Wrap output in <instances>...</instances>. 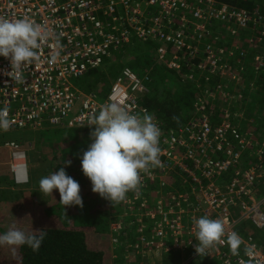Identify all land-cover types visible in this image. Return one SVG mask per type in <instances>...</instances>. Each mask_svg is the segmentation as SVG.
I'll list each match as a JSON object with an SVG mask.
<instances>
[{"label":"built area","instance_id":"1","mask_svg":"<svg viewBox=\"0 0 264 264\" xmlns=\"http://www.w3.org/2000/svg\"><path fill=\"white\" fill-rule=\"evenodd\" d=\"M152 7L157 8L156 13L149 10ZM0 19H29L52 34L39 50V62L23 70L22 82L7 75L10 62L0 57V107L8 109L10 121L9 129L0 133L24 128L34 131L44 123L56 128L92 127L91 119L107 103L141 117L149 115L140 105L148 94L149 78H138L128 68L121 70L104 97L84 93L72 83L102 68L103 60L134 36L141 43L157 44L156 55L168 70L179 71L186 56L195 59L198 75L185 78L196 83L202 77H224L233 66L243 68L241 61L246 55L241 45L223 52L205 43L215 25L237 35L254 27L252 31L259 32L255 44L259 48L264 45V18L257 10L216 0H0ZM57 37L59 49L54 47ZM170 49L173 56L165 60ZM55 51L59 57L52 62ZM225 53L226 61L221 57ZM256 61L257 69H264V60ZM220 87L201 91L193 102L192 118L176 134H164L153 120L161 132V165L141 173L138 188L121 202L120 220L110 227L112 252L118 245L115 235L124 231L123 220L133 229V242L121 257L124 264H146L151 257L161 261L163 256H170L172 264L213 257L219 264H264V138L259 141L245 131L243 115L231 122L227 109L220 111V122H213L207 111L232 99L227 88ZM4 146L14 183L27 184L25 151L15 142ZM244 150L249 152L243 158ZM174 175L180 177L178 182L173 181ZM155 186L166 197L149 199ZM202 216L224 222L225 241L232 232L239 234L243 241L239 256L231 254L226 242L196 254L193 225ZM248 249L251 255L246 254ZM118 259L113 252L111 260Z\"/></svg>","mask_w":264,"mask_h":264},{"label":"trees","instance_id":"2","mask_svg":"<svg viewBox=\"0 0 264 264\" xmlns=\"http://www.w3.org/2000/svg\"><path fill=\"white\" fill-rule=\"evenodd\" d=\"M216 2L246 9L251 12L257 10V13L264 18V0H216ZM253 28L254 27L248 26L241 31L245 33L244 35H238L241 42L240 48L245 52L246 56L241 61L243 68H239L235 71L231 69L230 73L242 77V84H244L245 89L241 88L240 90L241 98L237 104L239 110L232 112L229 116V120L234 122L233 115H236L237 119V113L239 112L241 116L244 111L243 116L249 118L253 117L259 132L264 137V70L257 69V61L254 60L257 55L264 60V45L261 48H253L259 34L258 31H252ZM223 29L224 32H222ZM225 29V26H216L214 32L207 37L205 43H209L213 47L223 50V52L233 51L234 45L239 44L236 42L231 43L230 40L224 39V34L227 30ZM231 35L233 34L231 33ZM213 38L217 39L214 41ZM250 42H252L251 45H249ZM126 46L125 48H130L135 51L134 58L130 59L128 55L122 53H113L111 58H105L103 60L102 68L88 72L84 76L86 86H83V88L79 86L80 88H78L84 93L96 92L98 97H104V95L108 93L113 80L121 70L125 68L133 70L140 77L147 76L149 78V82L147 83L149 90L148 94L143 95L140 105L147 109L149 115L158 123L162 132L167 135L176 134L182 127L186 126V123L192 118V103L201 95L200 93L204 89V85L215 87V85L221 84L224 86L232 80L231 78L212 77L205 81L206 79L202 77L199 84H193L189 82L185 76L188 74H193L194 76L198 75L195 59H190L189 56H186L185 59L181 60L179 63V71H172L168 70L165 64L157 62V44L149 42L139 44L132 41ZM171 49L165 57V60L172 58ZM182 52L184 53L185 51H181L180 54ZM249 81L254 82V87L252 89L247 86ZM229 94L232 95V92H229ZM244 107H246L247 112L243 110ZM253 111H256V116L250 115ZM207 115L210 116L214 123L221 121L222 113L219 111H207ZM67 130H70L72 135H66L63 138H59V140H66L69 149L61 155L59 153L53 154L54 158L50 161V173H46L45 175L48 176L64 167L66 174L79 183L80 189H87V196H80L82 197L83 203L88 205L90 197L92 198L95 193L91 191V185L87 184L88 179L81 173L80 158L83 152L86 151L92 143L91 132L93 129L91 127H80ZM259 139L263 138L259 137ZM54 165H58L59 169L58 166L57 169H55ZM179 178L178 175H174L173 181L178 182ZM3 181H5V179ZM3 181L2 183L4 184ZM174 185L168 187L167 191H171ZM55 195L56 198L48 202L46 206L40 207L38 204H34L33 201L30 200V197L25 196L24 193H21L22 197L19 198L17 195H11L9 192H3L2 190V200H9L10 202L7 201L8 204L16 203L19 211L35 208L41 211V214H43L45 210L48 215L46 216L43 214L47 218L41 229H45L46 236L39 250L33 251L27 246L15 248L18 253L14 264H124L121 261V257L124 256L126 247L130 246L133 242L130 241V239H132L134 235L133 229L127 227L128 224L124 220V231L121 230L115 235L118 240V245L116 248H113L114 255L119 257V259L114 261L110 259V227L112 222L120 220L121 202L111 205L109 201H106L105 207L108 208L106 211L91 215L93 224L89 225V232L80 231L79 228L67 226H63V228L59 229H51V221H58L57 212L58 206L60 205L58 192ZM164 197H166L165 192L159 190L158 186H155L152 191L150 190L149 199L158 200ZM96 198H98V196ZM18 200L23 202H18ZM72 207H69V214L71 220L74 221L75 219L72 214L79 213L80 210L73 211ZM5 209L6 208H4V210ZM5 211L0 213V219L4 216ZM107 231H109L110 234L109 242L106 243V250L105 248L102 250L101 246L105 242L104 238L107 235ZM88 236H91L94 241H96L95 248L91 246ZM10 259L11 258H8V260ZM12 260L7 262L0 260V264H12ZM161 263L172 264V259L170 256H163ZM197 264H217V262L204 259L201 262H197Z\"/></svg>","mask_w":264,"mask_h":264},{"label":"clouds","instance_id":"3","mask_svg":"<svg viewBox=\"0 0 264 264\" xmlns=\"http://www.w3.org/2000/svg\"><path fill=\"white\" fill-rule=\"evenodd\" d=\"M51 37L48 30L29 19H0V57L9 60L11 68L7 75L22 82L23 70L39 62V50ZM54 47H60L58 37ZM58 57L59 51H55L51 61L56 62ZM90 123L93 129L92 143L80 158L81 171L90 181L93 193L111 205L118 204L129 191L138 188L141 173H148L150 169L161 165L160 129L150 115L141 117L129 113L116 103L102 106ZM9 127L8 109L0 107V131H7ZM39 189L45 195L53 196L54 192H58L59 202L65 208L83 207L80 185L66 174L64 167L42 177ZM193 227L197 241L195 252L198 256L214 248L218 242H226L233 256L240 255L242 238L232 232L225 241L223 221L202 216L195 220ZM34 233L26 234L18 228H10L0 233V246L13 249L27 246L37 251L45 239L46 231L39 229L34 230ZM246 254L251 255V249L246 250Z\"/></svg>","mask_w":264,"mask_h":264},{"label":"rangeland","instance_id":"4","mask_svg":"<svg viewBox=\"0 0 264 264\" xmlns=\"http://www.w3.org/2000/svg\"><path fill=\"white\" fill-rule=\"evenodd\" d=\"M149 10L153 11L154 13L157 12L156 7H152ZM216 26H219V25H215L212 28V30H211L212 33L214 32V29L216 28ZM222 32H224V29L222 30ZM238 37L239 36L237 34L231 35V31H227V30H226V33L224 34V39L230 40L231 43L236 42L237 44L241 45L240 39ZM132 41L134 43L137 42L139 44H142L139 40H137V38L135 36H134V39L131 40V42ZM125 47H127V46H125ZM125 47L122 49H119L117 52H114V54L115 53L116 54L122 53L124 55H128L130 59L134 58L135 57V51L130 49V48H125ZM261 47H263V46H261ZM253 48L254 49L259 48L258 44H255V47L253 45ZM221 57L223 58V60H225V61L227 60V54L226 55L223 54V55H221ZM139 58H141V57H139ZM254 60L255 61L256 60L263 61L262 57H260L258 55L254 58ZM157 62L161 63L160 59H157ZM236 63H239V62L235 61V64ZM232 70L233 71L237 70L236 66H233ZM261 70H264V69H261ZM131 71L138 78H142L137 73H135L133 70H131ZM216 77H218V78H231L232 79V80H230L229 83H227L224 86H222L221 84H218V86H221L220 88H224V87L227 88L226 93L230 97H232V99L230 101H227L226 99H224L221 102H219L220 107L218 109L214 110L213 112H215L217 110L220 112L222 110L227 109L228 115H231L232 112L239 110L237 104L240 101L241 94H240V92L237 93V90H241V88H244V84H242L243 83L242 77L235 75L233 73H230V72L227 75H225L224 77H221V76H216ZM205 81H207V79ZM72 83L76 87L81 86L83 88V86H86L85 77L74 80ZM194 83L198 84L196 82H194ZM250 84H252L251 87L249 86ZM248 86L250 87V89H252L254 87L253 82L249 83ZM206 87L210 88L212 86L211 85H206V86L204 85V88H206ZM229 92H232V95H230ZM229 104H231V106H229ZM213 106L214 105L212 103L209 105V108H213ZM192 107H193V103H192ZM245 111L247 112L246 108H245ZM237 115L239 118L240 117L239 112L237 113ZM242 115H244V111L241 114V116ZM233 118L235 121L236 115H233ZM67 129L68 128L51 127L47 123H44L42 128H40L38 130H34V131L30 128H24V129H18V130H10L8 132H2V133H0V149L5 151L4 150L5 149V146H4L5 143L15 142L16 144H18L20 146V148L22 150L25 151L26 165H27V169L29 172L28 176H29V174L33 175L37 171H40L42 173V175H44L47 172H49L50 161H51V159L54 158L53 154L59 153L61 155L69 149L66 140H59V138H63L66 135H68V136L72 135V132H70V130H67ZM246 131H247V127H246ZM0 156H3L4 159L7 158V160H5L3 163L0 161V176L2 175V178H0V182L2 183V181L5 179V181H3L4 185L8 184L10 186H13L14 185L13 184V178H12V175L9 171V167L6 165V163H9V154L7 151H5ZM36 163H37V169H35L34 165H33ZM57 166L58 165H54V168L57 169ZM58 169H59V166H58ZM87 184L91 185L89 180H87ZM13 187L16 189L18 188L15 186H13ZM1 194H2V191L0 189V201L3 202V204L6 208L5 209L6 211H5V214L2 217V219H0V233H4L13 227L25 231L26 234L34 233V230L41 229V227H42V219L40 218L42 216L41 211L36 210L35 208H29L26 211H19L17 209L16 203L8 204L7 201H9V200L3 201ZM79 194L81 196L82 195L87 196V189L86 188L84 190L80 189ZM16 195L19 198L22 197L21 193L16 194ZM97 196H98V198H96ZM106 201L107 200L101 198L98 194H95L94 196H92V198L90 197V200L88 201V205L86 203H83L82 208L77 207V206H73L72 207L73 211L80 210L79 213L72 214L73 218L75 219L74 221L71 220V216L69 214L70 208L69 207L65 208V206L60 203V205L58 206V212H57L58 221H55V220L51 221V229H59V228H63V226L64 227L67 226V227L79 228L80 231L89 232L88 227H89V225L93 224L91 215H93L94 213H97V212L101 213V212L106 211L108 209L107 207H105ZM112 205H115V204H112ZM109 236H110L109 231H107V235L104 238L105 242L101 246L102 250L104 248L106 250V243L109 242ZM88 238H89V242H90L91 246H93L95 248L96 241H94V239L91 236H88ZM97 242H99V241H97ZM110 252H111V254H113L112 249H110ZM17 253L18 252L11 247L0 246V260L1 261L7 262V261L12 260V258H13L11 263L14 264V262L17 259ZM8 258H11V259L8 260ZM110 259H111V257H110ZM217 264H219V263H217Z\"/></svg>","mask_w":264,"mask_h":264},{"label":"crops","instance_id":"5","mask_svg":"<svg viewBox=\"0 0 264 264\" xmlns=\"http://www.w3.org/2000/svg\"><path fill=\"white\" fill-rule=\"evenodd\" d=\"M157 49H158V47L156 48V54H157ZM169 51L170 50H168V53H169ZM156 59H158V57H157V55H156ZM165 59V58H164ZM169 60V59H168ZM244 77V76H243ZM251 82H253V81H249V83H251ZM248 83V84H249ZM248 84H247V86H248ZM253 85H254V82H253ZM250 87L252 86V84H250L249 85ZM248 86V87H249ZM249 87V88H250ZM244 89H245V86H244ZM240 92V90H237V93H239ZM240 94H241V92H240ZM245 108L246 107H244V109L243 110H245ZM256 111H253V112H251V116H256V113H255ZM245 120H246V122L245 123H243V121H242V123H241V125L242 126H244V128H245V131H246V127H247V132H252V137L254 138H256V139H259V137H261V138H264L263 136H262V134L259 132V130H258V128H257V124H256V121H255V119L253 118V117H245L244 118ZM251 119H254V122H253V124H250V121H252ZM260 128V127H259ZM256 130H258V131H256ZM256 135H255V134ZM254 134V135H253ZM258 141V140H257ZM259 141H260V139H259ZM261 141H263V140H261ZM5 150V149H4ZM6 151V150H5ZM5 151H3L2 149H0V155L3 153V152H5ZM247 151L248 150H244L243 152H242V154H241V157L243 156V158L244 157H246V154H247ZM249 152V151H248ZM5 160H7V158L6 159H4V157L3 156H0V161L3 163ZM245 163H247V161H245ZM6 165H7V163H6ZM34 165V168L35 169H37V163L36 164H33ZM238 168L239 169H244V167H240V166H238ZM10 171V170H9ZM29 173V172H28ZM47 173H50V172H47ZM229 173L230 174H232L233 173V171H229ZM45 176H47V175H42V173L40 172V171H37V172H35L33 175H30L29 174V176H28V183L27 184H24V185H15V183H14V181H13V186H15V187H18L17 189L16 188H14L13 186H10V185H8V184H1L0 183V189H2L3 190V192H9V194H11V195H16V194H20V193H24L25 194V196H29L30 197V200H32L33 201V203L34 204H38L40 207H43V206H46L47 204H48V202H50L52 199H54V198H56V195L55 194H57V192H54L53 193V196L52 195H45V194H43L41 191H40V189H39V181H40V179L42 178V177H45ZM0 178H2V175L0 176ZM4 187H6V188H4ZM1 190V191H2ZM18 202H23V201H19L18 200ZM4 208H5V206H4V204H3V202H1L0 201V213H2V212H4L5 210H4ZM43 214H45L46 216H48L47 214H46V211L44 210L43 211ZM42 214V216L40 217L41 219H42V225L45 223V220H46V216H44ZM204 259H208L209 261H211L212 260V262H214V261H216L217 262V260L213 257V258H198L196 261H194L192 264H197V262H201V261H203ZM147 264H162L161 263V261H160V259L159 258H154V257H151V258H148L147 259Z\"/></svg>","mask_w":264,"mask_h":264},{"label":"bare ground","instance_id":"6","mask_svg":"<svg viewBox=\"0 0 264 264\" xmlns=\"http://www.w3.org/2000/svg\"><path fill=\"white\" fill-rule=\"evenodd\" d=\"M3 144V143H2Z\"/></svg>","mask_w":264,"mask_h":264}]
</instances>
